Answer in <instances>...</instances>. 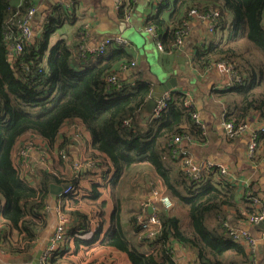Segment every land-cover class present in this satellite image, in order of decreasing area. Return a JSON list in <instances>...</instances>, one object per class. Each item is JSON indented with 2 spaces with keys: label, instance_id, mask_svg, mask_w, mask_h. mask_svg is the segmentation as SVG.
<instances>
[{
  "label": "trees",
  "instance_id": "trees-1",
  "mask_svg": "<svg viewBox=\"0 0 264 264\" xmlns=\"http://www.w3.org/2000/svg\"><path fill=\"white\" fill-rule=\"evenodd\" d=\"M129 3L128 9L133 8V0ZM128 5L123 2L119 9L122 19L127 17ZM33 8L31 0H0V196L5 200L1 249L11 254L30 253L39 238L41 218L37 219L48 207L51 184L76 183L83 172L75 163L72 179L40 169V180L31 186L16 164V147L24 138L38 137L50 144L49 152L57 150L61 162L68 161L70 139L64 128L72 126L74 140L81 139L79 128L84 127L92 136L93 149L111 160L113 182L126 176L133 166L146 163L162 179L165 193L173 200L171 209L157 206L160 229L153 237L135 216L136 229L150 246L149 252H140L127 240L120 219L105 238V244L127 253L132 264H177L176 245L195 252L193 264H264L262 237V251L253 253L231 235L240 228L234 223L236 217L239 219L238 203L243 201L247 206V223L249 217L264 210L260 192L253 185L242 190L222 177L193 179L174 158L172 142L176 137L204 139L205 129L194 118L198 114L194 104L185 105L187 95L169 92L166 108L158 116L152 113L150 121L142 125L152 84L143 80L127 84L120 77V87L107 82L108 76L119 75L122 70L123 64L117 69L115 63L129 60L127 48L119 46L113 55L100 56L95 64L81 69L74 64L67 41L49 47L50 37L68 17V9L61 5L49 9L42 30L23 52L9 58L5 35L11 31L10 19H23ZM192 10L218 11L216 24L228 37L224 43L207 44L194 65L210 69L225 63L241 78V82L220 91L226 100L223 117L237 125H252L255 119L264 122V0H159L146 27L158 28L165 51L177 50V32ZM258 128H254L258 140L251 160L258 157L264 140V127L262 131ZM186 142H191L184 141L183 145L190 151ZM30 143L26 140L21 150ZM178 206L189 218V228L183 227L180 215L173 214L172 209ZM6 227L16 230L20 240L11 241Z\"/></svg>",
  "mask_w": 264,
  "mask_h": 264
},
{
  "label": "crops",
  "instance_id": "crops-1",
  "mask_svg": "<svg viewBox=\"0 0 264 264\" xmlns=\"http://www.w3.org/2000/svg\"><path fill=\"white\" fill-rule=\"evenodd\" d=\"M31 1L35 8L31 23L34 30L33 39L42 30L49 9L57 5L68 9V17L50 37L49 47L53 48L60 40L67 41L73 52L74 64L81 69L92 66L99 57L90 53V49L97 48L107 38L122 36L129 42L125 50L130 57L127 61L116 62L115 66L117 69L122 64L123 67L126 66L118 73L124 83L134 84L138 80H143L150 82L153 88L163 80L176 77L180 85L174 91H181L187 95V99L192 101L204 124V139L193 140L190 144L186 142L193 157L224 164L229 168L232 177L241 182L248 180L250 186L253 185L264 199V140L258 151V157L251 160L247 155L250 132L237 138L227 139L222 127L226 100L220 91L229 83L228 74L218 67L210 70L194 65L195 59L207 44L227 41L228 37L224 35L223 28L213 35L209 31V22L189 18L190 30L182 46L167 52L160 51L144 31L149 16L157 11L159 0H133L131 12H128L127 17L123 19L119 13L120 8H117L114 0ZM129 1L124 0L126 5ZM224 37L226 40H223ZM118 48L120 47L116 44L109 46L106 55H113ZM150 115L145 107L141 116L142 125L150 121ZM252 125L254 130L257 127H264V122L255 119ZM79 129L82 137L76 141L75 137L71 136L74 128L72 126L64 128V133L70 139L66 148L69 160L65 162H61L57 150L49 152V149H52L50 144L38 137L24 138L16 147L14 153L16 164L21 169L22 177L31 186L40 180L38 173L40 169L58 172L60 178L67 175L72 179L75 163V168L76 164H83L81 169L83 172L79 179H76V195L64 197L60 194L55 199L51 194L47 209L37 219L39 221L41 218V226L38 229L39 238L35 248L27 254H11L3 251L1 246L4 245L1 244L0 264H32L30 256L40 249L43 255L52 237L55 236L63 216L67 218L66 234L57 244L58 253L53 254L51 264H132L127 253L104 243L105 238L114 230L115 221L119 219L127 240L142 253L150 251V246L143 240V234L136 229L135 216L143 212L142 206L150 200L151 186L166 191L162 179L150 165L142 163L133 166L128 174L115 181L116 183L113 182L115 168L111 160L93 149L92 136L84 127ZM26 140H31L32 143L21 150ZM59 140L64 141L62 137H59ZM26 149L27 152L20 156V151L22 153ZM236 186L241 187L242 190L246 188L242 183ZM4 204L5 200L0 196V231L4 229L1 216ZM246 208L243 201L238 203L236 209L239 219L236 217L234 223L240 228L251 231L253 236L259 239L258 245H261L262 249L260 239L264 230L258 226H249L246 222L249 216ZM172 212L174 213V210ZM174 214L180 215L184 228H189L190 220L185 212L180 214L176 208ZM5 229H8L7 235L11 241L20 240L16 230L10 227ZM175 258L177 264H193L196 254L176 245Z\"/></svg>",
  "mask_w": 264,
  "mask_h": 264
},
{
  "label": "built area",
  "instance_id": "built-area-1",
  "mask_svg": "<svg viewBox=\"0 0 264 264\" xmlns=\"http://www.w3.org/2000/svg\"><path fill=\"white\" fill-rule=\"evenodd\" d=\"M117 8H120L124 2V0H114ZM130 6V3L127 7L128 12H131V8L128 9ZM68 7V6H67ZM35 14V8L31 9L25 18L23 19H16L15 17L10 19V30L5 35V44L8 51V57L13 58L20 53L23 52L24 47L28 42L33 40L34 36V30L32 28V18ZM128 15V13H127ZM220 13L218 11H211L208 13L199 12L197 10H192L189 13V18H198L200 20H206L209 22V31L213 35L216 34L218 31L220 32L219 25L216 24V20ZM129 17V16H128ZM190 30V23L185 22L183 27L178 30L177 32V45L176 48H180L183 44V40L186 37L187 33ZM147 32L150 37L153 39L155 44L157 45L158 49L160 51H164V47L160 41V32L157 27L155 26H148L144 30ZM223 35V33H221ZM87 38V37H85ZM223 40H226L225 37ZM116 44L120 47L127 48L129 46V42L126 38L122 36H117L115 38H107L104 42L100 44L97 48L90 49V53L96 54L100 56H103L106 54L108 47ZM134 65V63H133ZM215 67L223 69L229 77V83L225 89L231 88L235 85L236 82H241V78L236 75V73L233 71V68L225 63H219L216 64ZM212 67V68H213ZM126 68L123 67V70ZM210 68V70L212 69ZM107 82L111 85H115L117 87L121 86V83L119 82V75H111L107 77ZM169 93V92H168ZM168 93L164 94L163 99H160L158 101V105L153 112L154 115L158 116L160 113L166 108V101L169 99ZM186 106H192V101L187 99V102L185 103ZM194 118L197 120V122H201V119L199 115L196 113L194 114ZM202 127H204V124L202 123ZM222 127L224 131L226 132V135L229 139L240 137L247 132L251 133L250 140L248 142V148H247V155L251 159L255 156L256 149H257V132L254 129L253 126L248 123H242V124H235L231 121H228L224 117L222 118ZM259 131H262L263 128H258ZM188 141L191 142L189 138L178 136L176 137L172 145L174 146V158L177 159L180 163V166L184 170V172L191 178L200 180L203 178V176L208 177H214L216 180H219L220 177L227 178L230 183H233L234 185H242L248 188L250 185V182L247 181H239L232 177V173L230 172L229 168L225 166L222 163L214 162L208 159H196L193 157L189 149L185 146H183V142ZM27 152V149L22 152V154H25ZM76 167L78 169L83 168V164H76ZM67 187L64 189L62 195L64 197H70L76 195L77 192V185L76 183L69 182L67 183ZM239 187V186H238ZM257 199H254L256 201ZM257 203V202H256ZM162 205L166 209H171L174 205L173 200L161 189L157 188L153 190V193L150 197V200L142 206L143 212L138 214V224L142 227V229L148 233L149 237H153L155 235V232H157L160 229V221L159 218L156 215V212L158 211L157 206ZM153 208L154 213H150L149 209ZM264 221V210L258 211L255 215H252L248 219V224L250 227H256L260 223ZM67 222V218L63 216L60 221V225L57 227L55 236L52 237L51 242L48 246V248L43 252V255L40 259V264H48V261L52 258L53 254L57 250V244H59L60 241L63 240L65 234H66V227L65 224ZM231 235L235 240H242L244 244L248 247V250L257 253L258 251V242L259 239H257L251 231L238 228L234 229L231 232ZM78 236V234H77ZM262 238L264 239V231L262 234ZM58 253V252H56Z\"/></svg>",
  "mask_w": 264,
  "mask_h": 264
},
{
  "label": "water",
  "instance_id": "water-1",
  "mask_svg": "<svg viewBox=\"0 0 264 264\" xmlns=\"http://www.w3.org/2000/svg\"><path fill=\"white\" fill-rule=\"evenodd\" d=\"M149 37L150 35L145 32ZM151 38V37H150ZM153 40V39H152ZM162 81V80H161ZM179 82L176 77H172L169 80H163L159 85L153 86V91L150 99L148 100L146 104V110L149 114H152L157 105L158 101L163 97L164 94L168 92H172L179 88ZM68 184H63L61 186L59 185H51V194L55 199L59 197L60 194L63 193L64 189L67 187ZM150 213H154L153 208L149 209ZM258 227H261L264 230V221L258 225ZM258 251H262L261 245H258ZM42 256V249L38 250L34 255L30 256V261L32 264H40V259Z\"/></svg>",
  "mask_w": 264,
  "mask_h": 264
},
{
  "label": "rangeland",
  "instance_id": "rangeland-1",
  "mask_svg": "<svg viewBox=\"0 0 264 264\" xmlns=\"http://www.w3.org/2000/svg\"><path fill=\"white\" fill-rule=\"evenodd\" d=\"M223 32H225L224 30H223ZM224 35H226V33L224 34ZM132 54V53H131ZM264 90V89H263ZM260 92H263L262 90H260ZM129 186V185H128ZM129 187H131V186H129ZM132 188V187H131ZM155 189H157V186L156 187H153L152 188V186H151V188H150V190H149V192H150V195H152V193H153V190H155ZM131 196H133V194L131 193ZM147 202V201H146ZM146 202L144 203V204H146ZM127 207H130V206H127ZM177 208V211H178V213H180V214H182L183 212H185L183 209H181V208H179V206L178 207H176ZM176 208H173L172 210H174V213H175V210H176ZM173 213V214H174ZM185 215V214H184ZM184 215H182V216H184ZM115 223H117V221H115Z\"/></svg>",
  "mask_w": 264,
  "mask_h": 264
}]
</instances>
